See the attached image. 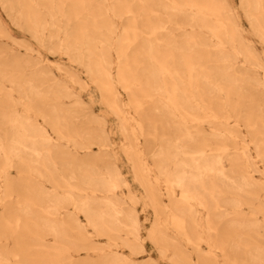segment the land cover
Instances as JSON below:
<instances>
[{"label":"bare ground","instance_id":"6f19581e","mask_svg":"<svg viewBox=\"0 0 264 264\" xmlns=\"http://www.w3.org/2000/svg\"><path fill=\"white\" fill-rule=\"evenodd\" d=\"M111 1V6L107 0L0 3L14 23L24 24L43 46L63 52L85 67L104 104L120 119L128 140L123 148L145 192L142 197H128L133 203L142 200L158 215L149 231L153 243L169 245L179 255L184 252L183 243H188L202 264H264V242L248 245L242 237L235 241L236 236L248 238L260 229L245 223L247 216L240 210L254 197L249 194L251 184L244 176L233 178L223 161L248 157L245 136L241 135L238 146L237 129L242 126L264 161V61L238 22L239 10L227 0ZM240 8L252 32L264 43V0H240ZM118 16L124 19L119 38L114 20ZM43 28L51 29L47 37L39 34ZM113 46L119 54L115 75ZM6 65L0 61V91L5 90L4 80L11 83L0 101V157H8L11 165L15 159L21 160L15 166L22 173L8 181L13 188L4 194L8 204L6 216L0 219V236L31 234L40 240L41 251L57 252L69 264H135L92 242L95 236H106L113 242L110 246H118L124 224L136 240L142 227L133 207H126L118 195L120 189L129 187V181L119 168L107 165L102 171L92 160L111 157L91 153L92 145L108 140L103 131L93 128L96 123L104 127L105 118L77 122L85 102L64 108L61 99L73 90L50 71L38 68L28 75L18 65L13 68L17 74L7 77ZM69 75L76 82L77 73ZM118 85L128 93V103L120 98ZM13 91L20 98H14ZM32 114L41 116L45 124ZM231 119L234 125H230ZM204 123L210 132L204 130ZM139 135L145 138L146 152ZM39 178L56 189L40 185ZM223 207L233 211L227 213ZM200 208L207 211L204 218ZM160 216L165 217V225ZM169 228L184 241L170 243ZM47 235L53 236V243L46 242ZM124 245L133 251L137 247L131 241ZM71 249L100 251V259H73ZM24 253V245L0 243V264H35L25 263ZM15 256L20 259H13ZM188 259L186 264L191 263L192 258ZM42 264L50 262L42 259Z\"/></svg>","mask_w":264,"mask_h":264},{"label":"rangeland","instance_id":"374dc122","mask_svg":"<svg viewBox=\"0 0 264 264\" xmlns=\"http://www.w3.org/2000/svg\"><path fill=\"white\" fill-rule=\"evenodd\" d=\"M234 9L239 10L240 17L238 18L239 24L245 29V35L248 41L252 42L255 46L258 55L264 61V43L252 32L251 26L249 24L248 19L245 16L244 11L240 8V0H227ZM111 0H107V4L111 6ZM110 15H113L110 12ZM115 24L117 25V35L118 38L122 35L124 28V19L120 16L114 17ZM0 21L2 29H4V33L0 32V61H4L7 63L6 65V76L13 77L17 73L13 72V68L23 67L26 73L35 71L36 69H44V71H50L51 75L54 78H57L63 84H66L69 89L73 90V94L69 96L62 97L61 102L64 108L74 107L76 105H80L79 101H84L85 103L83 107V112L78 114L76 117L77 122L85 121L87 118H96L98 119L104 117L105 123L104 127L98 126V124H93V128L98 133L103 131L106 134V140L102 144L92 145L91 153H96L99 151V154H109L111 157H105L107 160H100L101 157H92L93 162L96 163L98 168L101 170H105L107 165H113L123 173L125 178L129 181V187H124L118 191V195L122 199L123 204L126 207H133L131 209L135 210L136 216H138L140 222L142 223L141 230L138 235V239H135L134 233L129 229L126 224L124 230L120 233L121 238H118V246H110L113 244L112 241L109 240L106 236H95L93 237V244L105 249L106 252H118V256L123 259L126 258L129 261L135 264H186L185 258H192L191 263L189 264H202L197 257V253L191 247L192 245L188 243H183L184 252L179 255L177 254L172 247L167 246H159L153 243L149 238V231L154 222L157 221L158 215L155 213L153 208L146 207L142 200L137 203H133L129 200L130 195L134 194L137 197H142L145 195L144 189L136 179V173L133 168L132 161L127 157L126 150L123 147L128 145V140L121 128L120 119L112 113L108 106H106L101 98V93L98 88L91 82L88 73L82 65L77 63L72 57L64 54L63 52H53L47 46H43L38 40L33 36L31 32L25 29V26L18 25L14 23V21L8 16L5 12L3 6L0 3ZM44 29V28H43ZM190 29V27H188ZM50 28H45L41 30L39 34L44 33L45 37L50 34ZM61 38L64 37L63 33L59 35ZM111 58L114 62L113 73L116 74L117 64H119V54L116 51V48L113 46L111 49ZM38 61H42L41 64H37ZM17 63L18 65H16ZM238 63L242 62L238 59ZM77 73L78 79L72 81L70 79V73ZM76 78V77H75ZM78 80V81H77ZM84 82H87V87H85ZM5 90L0 91V101L6 97L9 93V89L11 87V83L7 80L3 81ZM49 83V82H48ZM46 83V84H48ZM118 90L120 91V98L124 102H129L130 97L128 93H126L123 88L118 85ZM13 97L18 99L21 94L18 91L12 92ZM80 107V108H82ZM19 110H23L22 106H19ZM129 111L136 117L138 115L134 112V110L129 108ZM40 123H44L43 118L41 116H37L32 114ZM234 119L230 120V125H234ZM47 126V125H46ZM50 134L56 138L53 130L47 126ZM233 127V126H232ZM204 130L207 132L211 131L210 126L207 123L203 125ZM175 128H173L174 130ZM176 130V129H175ZM240 134L238 138V146H241V135L245 136L247 143L250 147L249 150L246 151V155L248 157H230V159H224V164L226 165V170L232 174L233 178L240 179L244 176L245 180L249 181L251 184L249 194L251 199L241 205L240 210L244 212L247 216V219L244 221L245 223H249L252 227H259L260 233L257 234L254 231L249 234L250 237L236 236L235 241L240 242V238L242 237L244 240L242 242H247L248 245L254 244H263L264 242V161L261 157L257 156V151L254 148L253 144L250 143L251 138L249 131L245 126H242L237 129ZM139 143L141 148L146 152L147 144L145 138L142 135H139ZM80 156H84V152L79 150ZM234 155H240V152H234ZM2 156V155H1ZM8 157H0V219L6 214L5 207L7 206V202L4 200V194L9 193V191L13 188V186L8 182L10 178L17 179L20 178V174L22 173L20 166L16 167L15 163H19L21 160L15 159L12 161L13 165H11ZM77 161H82L88 159V157H73ZM91 160V161H92ZM148 162L153 165V160L151 157H148ZM238 163H240L238 165ZM61 172H58V176ZM22 177V176H21ZM60 177V176H59ZM58 178V177H57ZM39 184L45 186L50 190L56 189V186H53L50 182L45 180V178H39ZM19 188V187H17ZM20 189V188H19ZM161 189L163 192L166 190L165 186L162 184ZM60 193H63V188H58ZM102 195V193H99ZM13 199H17V193L13 192ZM163 201L168 203V198L166 196L163 197ZM225 207H223L224 209ZM224 209L227 213L233 211L232 208L226 207ZM126 209V208H125ZM223 211V210H222ZM64 212V210H63ZM199 214L203 218L206 216L207 211L205 209L200 208ZM6 216V215H5ZM81 221L85 222L83 216H80ZM162 225H165V217L160 216L159 219ZM89 231L93 233L92 229L89 228ZM249 232V231H248ZM94 234V233H93ZM169 241L170 243H178L181 240L184 241V238L177 234L173 229H168ZM46 242L53 243L54 238L52 235H47ZM131 241L137 245L136 250L129 249L124 242ZM0 243L7 247L16 246L18 244L25 246V253L23 260L25 263L32 262L35 264H42V259L47 260L50 264H69L65 257L60 256L57 252L54 251H41V243L37 237L31 234H24L21 236L15 235H7L0 236ZM142 247V248H140ZM202 248L207 249L205 243H202ZM72 254L73 259H92L98 260L100 259V251L95 252L92 250H74L71 249L68 251ZM6 252L3 251V254ZM46 253V254H45ZM61 253V252H60ZM242 252L241 254H244ZM7 256H9L7 254ZM15 260L20 259V257L15 256L12 257ZM42 258V259H41ZM219 262H223V257L221 253L218 252ZM189 260V259H188ZM52 262V263H51Z\"/></svg>","mask_w":264,"mask_h":264}]
</instances>
